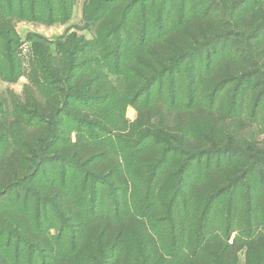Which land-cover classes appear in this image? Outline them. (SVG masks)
<instances>
[{
  "label": "rangeland",
  "instance_id": "obj_1",
  "mask_svg": "<svg viewBox=\"0 0 264 264\" xmlns=\"http://www.w3.org/2000/svg\"><path fill=\"white\" fill-rule=\"evenodd\" d=\"M166 1H168V5L173 6V10L169 12V20H172L174 26H176V23L182 22L183 12L188 16L196 15L206 20L203 24L205 28L199 31L195 39V49H192L202 51L203 55L202 58H199L195 56L196 53H187V56L183 57L184 61L176 62L173 68L174 72L169 73L170 75L163 78L162 82L155 84L152 92L148 93L149 95L143 94L137 97H134L126 87L129 81L127 64L129 57L132 56V49L128 55L121 58L124 67L120 71H117L118 60L115 54L107 56L106 64L104 66L102 64L105 53L103 55V47L100 45L102 39H99L94 23L97 10L100 7L96 6L95 0H76L71 18L66 21L49 24L44 20L14 19L15 31L17 39H19L15 53L19 75L17 79L12 80H5L0 75V101L2 102L0 110H3V114L5 113L9 118L8 123L13 122L16 118L15 112L19 115L21 121L16 120L17 123L12 129L13 131L10 128L12 134L6 138L4 143H0V155L6 149L8 151L13 149L16 145L13 143L16 140H22L26 136L24 129H29L27 119H33L38 123L39 119L36 120V114L32 113L35 110L32 107L33 104L30 105L29 103L34 98L42 103H45L47 99L37 87L39 78L41 77L42 80L44 78L49 88L55 85L54 89L61 91V93L56 100V102L58 101V107L55 108L57 111H53L47 117L49 125L45 131L46 136L43 139L45 142H43V148H41V155L37 159L29 158L30 163L34 162V164H38L39 159H43L40 162L42 165L41 172L34 179L24 181L23 184L19 183L18 186L16 185L9 190L5 189L2 192L5 194L0 197V251L6 255L14 258L18 249L25 257L31 250L28 242L20 236L24 224L20 220L18 221L17 217L19 216H14L17 219L16 225H9L4 222L5 219L11 224L10 220L13 219L12 213L7 209L12 208L25 215L29 219L30 225L33 223L35 227L40 225L47 228L48 225H52V219L60 227V219L63 215L60 213L58 216L56 214L59 211L51 210L54 203L37 197L31 191L47 190L43 184L53 183L61 186L64 180L71 175L73 169L78 172L81 182H85L84 171L89 170V166L86 168L82 164L83 162L80 163V167L75 166L72 157L64 152L71 143L77 140L79 131L81 132L79 136L84 141H95L97 143L110 139V141L106 140L108 143L104 145L106 153L99 161L105 162L110 158L114 161L118 160L122 171L126 173L135 150H138V141L141 142L145 139L146 143L149 144L148 141L152 140L151 137H160L164 135L162 132L168 130L174 138L164 135L163 140L165 143L160 144L162 158H165L168 154L166 161L168 164L172 163L173 167V174L169 177L165 186L166 199L164 200V206L161 203V207L166 211L169 209L167 203H170L171 195L174 198L176 194L178 196L174 198L175 206H178L177 208L180 210H189V206H186L189 203H184L183 196L186 195V182L191 176L201 172H213L215 169L219 171L226 170L227 173L235 174L242 170L240 178L230 187L228 195L221 196L209 208H206L205 214L207 213V217L205 219L209 221H205L202 226L205 238H212L216 233L225 234L224 217L232 202L238 205L237 211H243L244 205L247 206L251 203L250 200H255L257 195L261 199L264 198V0ZM143 4L151 11L154 9L158 12L162 6V0H143ZM140 10L141 3L138 5L136 13ZM136 13L134 12L133 15L135 16ZM149 22V25L154 24L151 17ZM169 22L171 23V21ZM128 29L130 30V26ZM213 31L215 32L212 35ZM73 33H76L77 37L83 40L80 42L76 40L69 41L68 38ZM139 33L137 34L140 35ZM150 34H153L152 30ZM161 36L164 35L160 34ZM113 38L114 36L111 40ZM135 39L140 40L137 37ZM39 43H43L48 47L53 59L52 64L58 65L63 70V73L59 75V79L52 76L50 64L46 60H44L45 62L42 61L43 57L37 53V47L39 46L36 44ZM69 44H72V46ZM136 44V41L135 45L132 42V46H136ZM82 47H84V51L80 53L77 49ZM75 51L79 53L75 54ZM230 61H232L230 64L239 68L235 71H229L230 75L226 78L227 80L225 79L224 82L219 84L207 83L205 86L202 83L199 88L195 86V80L198 78L196 76L197 72L202 79H206L220 65ZM39 63L43 67L42 72H39L36 68ZM225 65H223L221 73L225 72ZM81 66L84 67L82 71L79 68ZM77 68L78 72L76 73ZM5 69L7 67H0V70ZM115 72L117 73L115 74ZM82 75L93 78L98 76L99 78L92 84V88L95 89V87L100 86L102 90L107 92V96H95V101L91 102L94 98L89 95H93L94 92H89L87 88H84L86 86L83 85L82 94L80 95L82 100H77L79 96L75 97L71 94V91H74L72 87L75 85L73 76L80 77ZM176 78L182 80V83L177 84V87H179L178 93H176L177 89L171 91ZM198 106L207 110L215 119H219L217 125L207 121L200 122V120L197 121V124H193L192 118L183 120V118L178 117L181 113L185 114L186 109H189L186 107L194 109ZM79 110H83V114L87 116L82 115ZM141 115L142 117L155 116L152 118L153 125L150 130L151 134H149L150 140L146 138L147 134L138 133L140 130L146 131L145 125L141 129H137L136 122L141 118ZM2 117L4 116L0 112V118ZM240 119L243 120V125L239 122ZM60 120L62 123L59 122ZM99 122H107V128L100 127ZM60 123L61 134L57 139L58 141L52 146L50 144L46 146V142L50 141L52 129ZM165 124L168 125L167 128H165ZM133 129H136L134 134ZM83 132L88 135L90 133L95 134V138L90 137L87 140L85 137H88V135L85 134L84 137ZM183 135L187 138L185 139L186 142L198 141V146L205 143L204 148L208 150L197 154V157L190 155L186 158L185 155L180 153L187 149H182V143L176 142L177 138ZM123 141H131L133 146L128 150L124 147V156H120ZM10 143L11 145L8 148L7 145ZM126 145L124 143V146ZM141 148H143L142 145L139 146V149ZM21 153L24 155L26 152ZM116 155L121 159V163ZM64 157L68 159L67 161H71L72 166H75L73 169L67 166L68 162L61 160ZM185 165L187 168L184 172L183 181L181 178L183 172L179 173L178 171ZM157 170L159 173L158 167L154 169V172H157ZM104 177L97 179L95 176L94 179L89 180V184L85 183L82 195H84L88 205V200L92 199V193H98L97 202L104 203L105 201L108 203L105 209V214L108 215L112 209H115L116 204L114 202L118 199L117 196H121L120 199L125 200L130 195V191L124 193L113 184V180L108 176ZM6 191L8 192L6 193ZM128 203L130 202L128 201ZM140 203H138V206L141 209L143 204ZM131 205L130 209H133V205ZM104 207L97 206L96 211H101V208L104 209ZM124 208L122 207L121 210ZM48 217L50 220H47ZM85 219L87 220V217ZM237 219L236 215L232 220L230 226L232 232L228 239L229 242L235 238L239 240L246 239L244 238V230L249 227H245L244 223L245 225L248 223L245 220L241 222ZM37 220L41 223L38 224ZM73 222V220H68L65 224L73 225ZM3 223L8 225L6 229L2 228ZM262 227L260 231L264 230V226ZM260 228L258 227V231ZM160 229H164L166 236H170L166 224H162ZM253 229L256 233L257 225L253 226ZM84 231V227L73 225L65 228L64 235H76L83 238ZM58 234V229L53 227L51 235L57 238ZM198 237L200 238L201 234ZM159 241L161 242L160 239ZM164 244L169 252L177 253L176 256L171 253L173 256L165 255L166 257H172L175 261L170 264H177L176 257H179V261H182L187 257L191 258L192 255L198 254L197 252L193 254L189 249L181 248L179 242L178 245L172 246L168 238H166ZM248 258L246 250H243L239 253L238 264L260 263L259 261L249 263ZM13 260L10 259L15 264V258ZM135 261V264H146L140 254L136 256ZM167 263L168 260H163V258L156 262L153 261V263L150 262V264ZM96 264H100V262Z\"/></svg>",
  "mask_w": 264,
  "mask_h": 264
},
{
  "label": "trees",
  "instance_id": "obj_2",
  "mask_svg": "<svg viewBox=\"0 0 264 264\" xmlns=\"http://www.w3.org/2000/svg\"><path fill=\"white\" fill-rule=\"evenodd\" d=\"M75 1L0 0V67H7L5 70H0V75H2L3 79H17L19 75L15 56L19 39H17L13 23L14 19L44 20V22L49 24L66 21L71 18ZM139 3H141V10L136 13ZM95 4L98 8L100 7L95 16V22H93L96 24L99 39H102L100 45L103 47V55L105 53L102 59L103 66L106 64L107 56L115 54L118 60L117 71H120L124 67L122 64L123 59L121 58L124 55H128L131 49L133 50L127 64L129 81L126 87L134 97L150 94L155 84L162 82L163 78L174 72L173 68L176 62L184 61L183 57L187 56V53H196L195 56L202 58V51L199 52L198 49L192 50L195 49V39L199 31L205 28L203 24L206 20L200 16H188L183 12L182 22L176 23V26H174L172 20H169V12L173 10V6L168 5L166 0H162V6L158 12L154 9H152L153 11L148 9L143 4V0H95ZM134 12L136 13L135 16L133 15ZM132 15L134 17L131 21ZM150 17L154 23L153 25L150 24L152 25L151 27L149 25ZM129 26L130 30L128 29ZM151 30L153 34H150ZM138 32H140V35L137 34ZM214 32H212V35ZM160 34L164 36L160 37ZM71 35L68 38L69 41L76 40L80 42L83 40L77 37L76 33ZM112 36H114L113 40H111ZM136 37L140 38V40L135 39ZM135 41L137 43L136 46H132V42L135 45ZM36 45L39 46L37 47V53L43 57L42 61L46 60L50 64L52 76L55 79H59V75L63 73V70L58 65L52 64L53 59L48 47L43 43ZM69 45L72 46V44ZM77 50L82 53L84 47ZM77 52L75 51L74 53L77 54ZM230 63L232 61L226 62V65L223 63L206 79H202L197 72L196 76L198 78L195 80V86L199 88L202 83L205 86L207 83L219 84L224 82L230 75L229 71H235L239 68L234 67ZM223 65H225L226 70L221 73ZM36 68L39 72H42L41 63ZM79 68L81 71L84 69L83 66ZM77 72L78 68L76 69ZM73 78L75 85L72 87L74 91H71V94L75 97L79 96L77 100H82L80 95L82 94L83 85L86 86L84 88H87L89 92H94L93 95H89L94 98L91 102L95 101V96H107V92L102 90L100 86L95 87V89L92 88V84L98 80V76L93 78L88 75H82L80 77L73 76ZM179 83H182V80L179 78L174 79L171 91L177 89L176 93H178L179 87H177V84ZM46 84L48 85L47 81L44 78L42 80L40 77L37 87L40 89L41 94L47 98L45 103H42L37 98L32 99L33 101L29 103L30 105L33 104L32 107L35 110H32V113L36 114L35 118L36 120L39 119L38 123L33 119H27L30 132L27 133L28 130L24 129L26 136L22 140H16L13 143L16 144L13 149L10 151L6 149L0 155V197L5 194L2 193L5 189L9 190L19 183L23 184L24 181L34 179L42 170L40 162L43 159H39L38 164H34V162L30 163L29 158L37 159L41 155V148H43V142H45L43 141L46 136L45 131L49 125L47 117L53 111H57L55 108L58 107V101L56 102V100L61 93V91L54 89L55 85L49 88ZM1 103L0 101V107H2ZM186 108L185 114L181 113V115H178L179 118H183V120L192 118L193 124H197V121L200 120V122L207 121L217 125L219 119H215L203 107H195V110L191 109V107ZM79 111L82 115L87 116L83 114V110ZM0 112L4 116L0 118V143H4L6 138L12 134V129L17 121L20 120V117L15 112L16 118H14L13 122L8 123L9 118H7L5 113L3 114L4 111L0 110ZM28 113L32 114L31 112ZM140 117L136 122L137 129H141L145 125L146 131L140 130L138 133L147 134L146 138L150 140L149 134H151L150 130L153 125L152 118L155 116L147 115L142 117L141 115ZM59 122L62 123L61 120ZM239 122L243 125L242 119ZM61 123L52 129L50 143L47 141L46 146L47 144L52 146L58 141L57 139L61 134ZM106 123L99 122V126L107 128ZM166 126L168 125L165 124V128H167ZM135 131L136 129H133V134ZM80 133L79 131V135H81ZM162 133L174 138L168 130ZM85 134L87 133L83 132V136ZM79 135L77 140L71 143L64 152L72 157V162L75 166L80 167L81 162L86 168L89 166V170L84 171L85 182H81L78 172L73 169L75 166H72L70 164L71 161H67L68 159L64 157L61 160L68 162L67 166L72 168L73 172L70 173L71 175L69 174L70 176L64 180L63 184L61 186L53 183L43 184L47 190L31 191L37 197L54 203L51 206L53 208L51 210L59 211L56 214L58 216L60 213L63 215L60 219V227L54 219H52V225H48L49 227L47 226V228L37 224V227H35L33 223L30 225L29 219L25 215L18 213L12 208L7 209L12 213L13 219H11L12 221L10 220L11 224L5 219L4 222L9 225H16L17 219L15 217L19 216L17 217L18 221L20 220L24 224L23 232L20 236L24 241L28 242V246L31 249L25 257L17 249L14 257L15 264H96L98 262L100 264H135V258L139 254L146 264L159 261L161 258L168 260L167 264H170L175 261L169 256H176L177 253L168 251L164 244L166 238L171 241L172 246L178 245L179 242L181 243V248L189 249L193 254L195 252L198 253L182 261H179L180 258L176 257L177 264H238L239 253L243 250L247 252L249 263L259 261L260 263L258 264H264V230L260 231L263 228L262 226H264V198L261 199L257 195L255 200H250L251 203L247 206L244 205L243 211H237L238 205L232 202L228 207L229 210L227 208V214L224 217L226 226L224 235L216 233L212 238H205L202 230L205 221H209L205 219L207 217V213L205 214L206 208H209L221 196L228 195L230 187L240 178L242 170L235 174L227 173L228 171L226 170L219 171L215 169L213 172H201L191 176L186 182L187 192L183 196L184 203H189V205H186L189 206V210H180L177 208L178 206H175L174 198L178 196L176 194L174 198L171 195L170 203H167L169 209L166 211L161 207V203L164 206V200L166 199L165 186L169 177L173 174V167L172 163L168 164L166 161L168 154L165 158H162V151L160 152V144L165 143L163 140L164 135L155 138L151 137L152 140L148 141L149 144L146 143L145 139L141 142L138 141V150H135L126 173L122 171L118 160L114 161V159L111 160L112 158H110L105 162L99 161L106 153L104 146L108 144L106 140L110 141V139L95 143V141H84ZM89 135L84 137L87 140L90 137L95 138V134L90 133ZM185 139L187 138L183 135L177 138L176 142L182 143V149H187L180 153L185 155L186 158L190 155L197 157V154L208 150L204 148L205 143H201V146H198V141L186 142ZM123 142L127 145L124 146V143L122 144V154L118 153L120 156H124V147L128 150L133 146L131 141ZM10 145L11 143L7 145L8 148ZM140 145L143 148L139 149ZM23 151L26 152L24 155L21 153ZM119 160L121 163L120 158ZM167 165L169 166L167 167ZM156 167L159 168V173L158 170L154 172ZM186 168V165L182 166L180 171H178L179 173L183 172L181 177L183 181ZM95 176L97 179L108 176L121 191L124 193L130 191V195L127 198L130 203H128L127 199H120L121 196H117L118 199L114 202L116 204L114 206L115 209H112L111 213L107 215L105 214V209L108 203L105 201L104 203H98L99 195L93 192L91 195L92 199L88 200V206L84 195H82V189H84L85 183L89 184V180L94 179ZM139 202L143 204L141 209L138 206ZM131 204L133 209H130ZM97 206L105 207L97 212ZM122 207L125 208L121 210ZM236 215L241 222L245 220L248 224L245 225L244 223V226L249 228L244 230V238L246 239L239 240L235 238L229 242L228 239L232 232L230 231V226ZM85 217H87V220ZM68 220H73V225L75 226L85 228L83 238L76 235H64L65 228L73 226L65 224ZM36 222L38 224L41 223L39 220ZM5 223L2 224L4 229L8 226ZM162 224H166L170 236H166L164 229H160ZM255 225H257L256 233L253 229ZM53 227L58 229L57 238L51 235ZM258 227L260 228L259 231ZM199 234H201L200 238L198 237ZM166 254L169 255L170 260L165 256ZM14 258L0 251V264H13L10 259L13 260Z\"/></svg>",
  "mask_w": 264,
  "mask_h": 264
}]
</instances>
